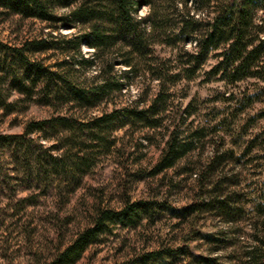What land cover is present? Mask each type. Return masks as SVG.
<instances>
[{
  "label": "rangeland",
  "instance_id": "obj_1",
  "mask_svg": "<svg viewBox=\"0 0 264 264\" xmlns=\"http://www.w3.org/2000/svg\"><path fill=\"white\" fill-rule=\"evenodd\" d=\"M153 1L172 22L166 1ZM68 9L55 6L58 14ZM150 11L143 4L137 14ZM80 29L0 6L1 41L23 46L46 38L51 46L30 56L88 88L95 84L96 67L78 61L74 50L65 62L58 42ZM194 47L192 39L170 44L155 33L137 64L138 75L120 76L123 88L106 92L96 104L67 89L48 99L45 81L15 84L14 75H0V264L49 262L101 208L120 209L128 198L165 205L125 223L110 221L72 264H210L212 258L217 264H252L251 250L264 264V81L213 72L218 50L188 76L187 53ZM5 50L1 45L0 59ZM82 52L87 58L96 53L86 42ZM116 66L118 72L127 67ZM160 67L169 71L163 84L155 74ZM18 72L25 75L21 67ZM161 91L163 99L149 111L156 125L134 116L114 118L91 138L82 124L125 104L148 106ZM46 118L51 122L28 131L31 121ZM177 125L182 136L201 137L175 166L150 175ZM196 199L204 203L185 215L175 211ZM152 250L162 253L148 257Z\"/></svg>",
  "mask_w": 264,
  "mask_h": 264
},
{
  "label": "trees",
  "instance_id": "obj_2",
  "mask_svg": "<svg viewBox=\"0 0 264 264\" xmlns=\"http://www.w3.org/2000/svg\"><path fill=\"white\" fill-rule=\"evenodd\" d=\"M165 1L164 5L172 10L175 17L172 22L168 21L169 18L165 16L164 6L157 5L153 0H0V6L24 16H39L53 22L67 21L70 25L81 26L80 33L73 36L64 34L58 40L66 55L64 61L67 62V57L74 55V50L80 55L78 61L83 64H92L97 69L93 76L96 79L95 84L88 88L83 87L72 82L60 70L50 68L30 56L33 51L51 46L46 44V38L26 40L23 46H10L0 40V46L6 47L4 58L0 59L2 66L0 73H3L0 74L1 78L7 80L8 75H14L13 83L15 84L26 80L36 83L41 79L47 83L44 90H46L48 99L52 95L61 96L60 93L63 94L67 89L64 93H73L75 96L96 104L106 92L115 88H123L124 82H118L120 76H130V72L132 75H138L137 64L140 57L148 53L152 37L158 33L162 41L170 44H176L181 39L195 41L194 49L187 53L190 61L186 67L188 76L197 71L211 50H218L219 58L212 67L213 72L221 73L231 80L258 77L264 81V11L260 13L264 0ZM57 4L68 6L69 9L58 14L55 10ZM143 4L151 5V11L146 16L137 14ZM83 42L94 47L96 53L93 57L87 58L83 54ZM18 63L25 75L18 72ZM117 63H124L127 67L120 68L118 72ZM150 69L154 70L155 67H150ZM168 72L161 67L156 69L155 74L162 84L168 77ZM260 88L264 92V82ZM55 91L57 93L54 94ZM162 95L163 91L148 106L137 108L125 104L110 112L105 111L89 120L90 122L82 124L88 125L87 130L91 138L98 137L97 129L102 130L101 126L107 125L114 118L134 116L148 121L146 122L148 125H156V121L148 120L149 111L159 105L163 99ZM55 119L62 122L70 121L64 116ZM48 121L51 122V119L31 121L28 131L43 128ZM81 129H86V127ZM182 135L179 126H175L158 160L152 166L150 175H157L175 166L186 155L193 141L201 137L197 132ZM202 203L204 202L197 199L191 200L175 211L185 215L193 207L202 205ZM156 204L161 207L165 205L164 202L152 198L136 200L128 198L126 205L120 209L101 208L94 216L92 224L82 229L72 242L57 253L55 258L44 264L75 263L105 230L110 221L128 222L135 215H141L142 211L153 212ZM160 253L162 250H152L146 255L157 257ZM250 254L252 264H262L255 250H251ZM210 264H217V259L212 258Z\"/></svg>",
  "mask_w": 264,
  "mask_h": 264
}]
</instances>
